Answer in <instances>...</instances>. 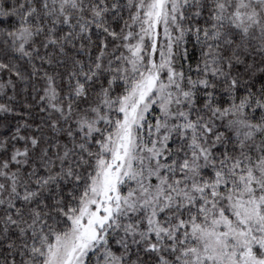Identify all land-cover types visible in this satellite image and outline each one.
Masks as SVG:
<instances>
[{"label":"snow or ice","instance_id":"6c2138e0","mask_svg":"<svg viewBox=\"0 0 264 264\" xmlns=\"http://www.w3.org/2000/svg\"><path fill=\"white\" fill-rule=\"evenodd\" d=\"M0 264H264V0H0Z\"/></svg>","mask_w":264,"mask_h":264}]
</instances>
